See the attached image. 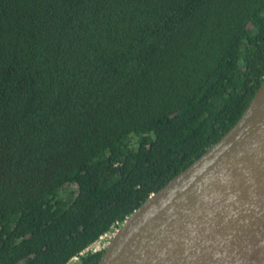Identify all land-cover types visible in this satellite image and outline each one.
Returning a JSON list of instances; mask_svg holds the SVG:
<instances>
[{"label":"trees","instance_id":"trees-1","mask_svg":"<svg viewBox=\"0 0 264 264\" xmlns=\"http://www.w3.org/2000/svg\"><path fill=\"white\" fill-rule=\"evenodd\" d=\"M263 78L264 0H0V264H96Z\"/></svg>","mask_w":264,"mask_h":264},{"label":"water","instance_id":"water-1","mask_svg":"<svg viewBox=\"0 0 264 264\" xmlns=\"http://www.w3.org/2000/svg\"><path fill=\"white\" fill-rule=\"evenodd\" d=\"M96 264H264V78L235 125L114 228Z\"/></svg>","mask_w":264,"mask_h":264},{"label":"built area","instance_id":"built-area-1","mask_svg":"<svg viewBox=\"0 0 264 264\" xmlns=\"http://www.w3.org/2000/svg\"><path fill=\"white\" fill-rule=\"evenodd\" d=\"M107 237H110L107 233H105L104 235H100V236L98 237V239L94 241V242H96V241L100 242V245H98L97 247H94L92 250H89V251H96V250L103 249V248L107 245V243H108V241H109V238H107ZM94 242H93V243H94ZM93 243H92V244H93ZM90 245H91V244H90ZM90 245H89V246H90ZM86 248H88V247H86ZM86 248L83 250V252H86V251H85Z\"/></svg>","mask_w":264,"mask_h":264},{"label":"rangeland","instance_id":"rangeland-1","mask_svg":"<svg viewBox=\"0 0 264 264\" xmlns=\"http://www.w3.org/2000/svg\"><path fill=\"white\" fill-rule=\"evenodd\" d=\"M114 228L115 227H112V231L111 232H108V235L111 237V235H112V233H113V231H114ZM110 237H107V238H110ZM98 245H100V242H98V241H96V242H94L93 244H91L90 246H88V248H86V250L85 251H89V250H92L94 247H97ZM76 260V258H72V260H71V262H73V261H75Z\"/></svg>","mask_w":264,"mask_h":264}]
</instances>
